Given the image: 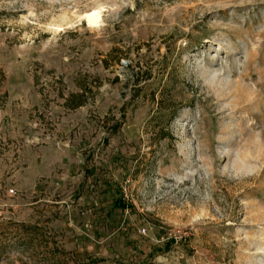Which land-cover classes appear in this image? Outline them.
Instances as JSON below:
<instances>
[{"label":"rangeland","instance_id":"374dc122","mask_svg":"<svg viewBox=\"0 0 264 264\" xmlns=\"http://www.w3.org/2000/svg\"><path fill=\"white\" fill-rule=\"evenodd\" d=\"M35 226L77 264H264V0H0V264Z\"/></svg>","mask_w":264,"mask_h":264},{"label":"trees","instance_id":"16d2710c","mask_svg":"<svg viewBox=\"0 0 264 264\" xmlns=\"http://www.w3.org/2000/svg\"><path fill=\"white\" fill-rule=\"evenodd\" d=\"M82 98L83 95L81 94H71L66 100L65 105L71 110L80 108L85 104ZM25 229L27 233L25 238L37 243V247L40 250V253L35 255L41 256L39 261L26 264H77L74 254L60 247L57 241L50 237L47 232L44 233L37 226L25 227ZM3 250L4 248L0 246V252Z\"/></svg>","mask_w":264,"mask_h":264},{"label":"bare ground","instance_id":"6f19581e","mask_svg":"<svg viewBox=\"0 0 264 264\" xmlns=\"http://www.w3.org/2000/svg\"><path fill=\"white\" fill-rule=\"evenodd\" d=\"M85 19H87V22L89 25L94 26L97 25L100 22L101 19V10L97 9L91 13H88L85 15Z\"/></svg>","mask_w":264,"mask_h":264}]
</instances>
